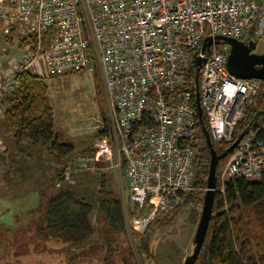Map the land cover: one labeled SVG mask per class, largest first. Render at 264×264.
Instances as JSON below:
<instances>
[{
  "label": "built area",
  "instance_id": "1",
  "mask_svg": "<svg viewBox=\"0 0 264 264\" xmlns=\"http://www.w3.org/2000/svg\"><path fill=\"white\" fill-rule=\"evenodd\" d=\"M0 20L8 36L34 37L20 48L19 60L5 66L10 68L0 64V113L18 75L34 73L40 62L47 74L58 75L95 73L100 66L113 127L75 165L91 170L114 157L124 163L138 235L199 188L195 161L204 135L195 59L203 60L200 101L214 143L236 140L238 125L264 86L263 80L235 76L228 67L230 45L216 42L220 35L246 43L264 37V0H0ZM209 36L213 43L204 48ZM260 130L264 126L251 129L229 153L217 192L262 177ZM6 154L0 141V156Z\"/></svg>",
  "mask_w": 264,
  "mask_h": 264
},
{
  "label": "rangeland",
  "instance_id": "2",
  "mask_svg": "<svg viewBox=\"0 0 264 264\" xmlns=\"http://www.w3.org/2000/svg\"><path fill=\"white\" fill-rule=\"evenodd\" d=\"M4 27V23L0 22V64L8 69L10 67L5 66L12 65L15 59L18 61L23 52L17 46L16 35H13V43L7 41L8 35ZM254 51L264 53V37L259 38ZM33 71L46 76L48 94L55 111V129L60 140L68 143L73 141V145L77 147H74L72 155L61 157L44 147L28 149L25 145L32 154L38 155L40 150L47 153V163L42 161L44 170L39 171L38 159L33 168L37 173L35 176L24 173L15 187L6 186L0 180V264H184L193 250L207 185L197 182L199 188L194 191H201V200L187 204L186 196L181 206L155 222L146 234H136L132 226V204L124 176V163L118 165L114 157L110 161L100 162L91 170L75 165V159L80 154L93 152L91 146H83L85 142L92 140L90 136L89 140L83 141L74 138L79 135V130L86 131L87 127L94 125V131L99 137L100 129L108 128L110 132L113 127L100 66L95 73L72 71L58 75L47 74L42 70L40 62ZM5 106L3 102L2 111ZM258 123V128L264 126V115L259 117ZM0 141L6 146L13 142L4 124L3 113H0ZM200 147L199 144L197 154ZM8 150L7 146V153ZM197 162L198 159L195 161V181ZM61 168H64L66 177L57 181ZM68 173L71 174L69 178ZM104 180L107 191L117 193L122 198L125 232L115 233L107 228L103 215L98 211L96 199ZM61 186L78 188L81 195L95 205L91 213L94 233L80 243L75 251L62 241L38 233L50 195L58 192ZM252 227L254 231H263L257 226V222Z\"/></svg>",
  "mask_w": 264,
  "mask_h": 264
},
{
  "label": "trees",
  "instance_id": "3",
  "mask_svg": "<svg viewBox=\"0 0 264 264\" xmlns=\"http://www.w3.org/2000/svg\"><path fill=\"white\" fill-rule=\"evenodd\" d=\"M7 41L13 43L14 36H7ZM33 42L34 37H17L19 49ZM195 70L196 64L193 63L191 71ZM17 82L16 89L3 100L6 105L3 113L4 124L16 148L23 151V142L27 140L58 156L72 155L74 146L62 142L55 129L54 108L48 94L46 76L24 71L18 75ZM263 111L264 86L249 107L247 117L238 125L236 133L241 132L247 125H251L252 130L257 129L258 119L264 115ZM203 122L208 126L206 115L203 116ZM105 133H108V128L99 134ZM258 135L264 138V130H260ZM230 145L227 142L215 143L218 152L224 151ZM91 149L95 152L97 147L93 145ZM198 151L196 183L206 186L210 150L204 137ZM227 159L228 156L219 162L217 182ZM61 169L62 171H58L57 181L66 177L64 168ZM11 171L12 164L7 172ZM199 192L201 191L190 192L186 198L187 204L201 200ZM98 194V211L103 215L107 228L115 233L125 232L126 219L122 198L117 193L107 191L105 180ZM94 208L93 202L87 201L78 188L61 186L58 192L50 195L38 233L62 241L75 251L80 243L94 233L95 228L91 223ZM256 222L264 231V172L256 181L237 180L230 183L225 194L216 191L209 229L194 264H264V232L253 230L252 226Z\"/></svg>",
  "mask_w": 264,
  "mask_h": 264
},
{
  "label": "water",
  "instance_id": "4",
  "mask_svg": "<svg viewBox=\"0 0 264 264\" xmlns=\"http://www.w3.org/2000/svg\"><path fill=\"white\" fill-rule=\"evenodd\" d=\"M216 42L230 45V51L228 54V67L235 76L242 79L255 78L264 81V53L259 54L254 51L257 40H252L249 43H246L236 38L220 35L216 37ZM212 43L213 38L211 36L207 37L204 42V48L209 47ZM202 61L203 60L199 57L195 59L197 64V73L195 78L196 104L198 108L201 129L205 138V142L207 143L210 150V165L207 180V190L204 196L200 220L198 222L197 230L193 240V250L187 256L184 264L195 263L205 241L213 215L219 162L222 158H225L229 155V153L237 146L240 140L250 132L252 127L251 125H247L241 132L237 134L236 140L230 146H228L224 151L218 152L210 132L203 122V108L201 106L199 91V71Z\"/></svg>",
  "mask_w": 264,
  "mask_h": 264
},
{
  "label": "crops",
  "instance_id": "5",
  "mask_svg": "<svg viewBox=\"0 0 264 264\" xmlns=\"http://www.w3.org/2000/svg\"><path fill=\"white\" fill-rule=\"evenodd\" d=\"M258 40L259 39H257V41ZM54 115H55V111H54ZM55 125H56V119H55ZM94 129H95L94 125H91L90 128L87 127L86 131L88 130L87 133L89 134H87L85 130H79V135L74 136V138H76L77 141H83L86 139L89 140L90 139L89 136H90L92 140L90 142L88 141L85 142V144L83 145L84 148H87L89 146L92 147L94 144H95L94 146H96L98 134L94 131ZM100 131L102 130L100 129ZM81 132H84V133H81ZM93 136H94L95 141H93ZM70 143L73 145V141H71ZM25 145L28 146V149L38 148V146L25 140L23 142V151H19L12 142L11 144L7 145L9 149L8 150L9 153H7L4 156H0V174H1L0 180H2L6 186L8 185L9 187H15L18 184V182L21 180V177L23 176L24 173H28L30 176L31 175L35 176L37 173L34 172L35 170L33 168L38 163L37 162L38 159H40L39 171L41 172L42 170H44L42 169L43 168L42 161H45L47 163V159H46L47 153L41 152L40 150L37 152L38 155H35V153L32 154L31 152L28 151ZM75 145H77V143ZM11 164H12V171L7 172L8 170H10ZM57 185H60V184L58 183Z\"/></svg>",
  "mask_w": 264,
  "mask_h": 264
}]
</instances>
